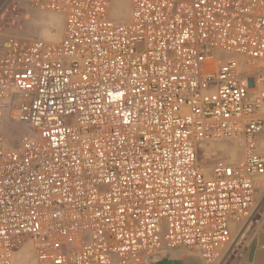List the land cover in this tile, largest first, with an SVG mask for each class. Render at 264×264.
Listing matches in <instances>:
<instances>
[{
	"label": "built area",
	"instance_id": "obj_1",
	"mask_svg": "<svg viewBox=\"0 0 264 264\" xmlns=\"http://www.w3.org/2000/svg\"><path fill=\"white\" fill-rule=\"evenodd\" d=\"M23 1L63 26L0 41V264L220 261L264 176V0Z\"/></svg>",
	"mask_w": 264,
	"mask_h": 264
},
{
	"label": "rangeland",
	"instance_id": "obj_2",
	"mask_svg": "<svg viewBox=\"0 0 264 264\" xmlns=\"http://www.w3.org/2000/svg\"><path fill=\"white\" fill-rule=\"evenodd\" d=\"M127 9H128L127 5L124 2L121 3V5H120L121 13H118V17L119 18L126 17L125 13L127 12ZM4 16H6V17L4 18V22L2 23V27L10 30V32H12V34H14V33L17 35L18 34H24L25 37H29V39H27V40H31L33 38H42L48 42H57L60 39L61 30H62V26H63L62 19L53 13L36 11V10L34 11L33 9L29 8L23 0H12L9 7L7 8ZM23 39H25V38H23ZM7 126L9 128H11V130L5 132V135L11 141H17L19 139L20 133L23 130V129H21L22 127L20 125L16 124L15 122H9L7 124ZM227 146L228 145L223 143V144L219 145V148L225 149V148H227ZM203 150L205 153V155L203 156L205 163L206 164L212 163L213 158H215V157H211V158L208 157V155L211 152H207L208 150H206V149H203ZM204 153H203V151L201 152V154H204ZM237 153H238V157H240L241 152H237ZM201 157H202V155H201ZM262 179H261L262 181H260V185L258 187V192L256 194V205H255L253 214L257 210V206L260 203V201L262 200V197L264 195V176L262 177ZM260 205H261V203H260ZM253 214H252V216H253ZM240 231H241V228L237 232H233L234 240L240 234ZM231 244H230V246H231ZM22 263H24V264H35L31 254H28L26 261H24Z\"/></svg>",
	"mask_w": 264,
	"mask_h": 264
},
{
	"label": "crops",
	"instance_id": "obj_3",
	"mask_svg": "<svg viewBox=\"0 0 264 264\" xmlns=\"http://www.w3.org/2000/svg\"><path fill=\"white\" fill-rule=\"evenodd\" d=\"M11 1L12 0H0V41L8 36H19L21 38L29 39V37H25L24 34H12L10 30L2 27V23L6 17L4 14ZM259 185L260 182L257 185L256 194L258 192ZM237 238L238 240L235 246L222 264H264V195L262 197L261 205H259L247 225H243L241 227L240 234L237 236ZM220 261L210 264H219ZM155 264L209 263H206L203 260L197 250L181 248L174 250L163 257H160Z\"/></svg>",
	"mask_w": 264,
	"mask_h": 264
},
{
	"label": "bare ground",
	"instance_id": "obj_4",
	"mask_svg": "<svg viewBox=\"0 0 264 264\" xmlns=\"http://www.w3.org/2000/svg\"><path fill=\"white\" fill-rule=\"evenodd\" d=\"M125 3L126 5H127V7H128V2H127V0H120L119 1V3H118V9H117V11H116V16H118V13H121V10H120V5H121V3ZM126 14V13H125ZM22 129V128H21ZM9 133V132H8ZM230 148V147H229ZM203 149H206V150H208L207 152H209V149L208 148H206L205 147V145H203ZM230 149H228L227 151H229ZM206 152V153H207ZM231 154L234 156L235 155V153H232L231 152ZM210 155V154H209ZM28 254H30L29 253V251L28 250H22L21 252H18V262H16V264H24V263H22V262H24V261H26V259H27V255ZM27 263V262H26Z\"/></svg>",
	"mask_w": 264,
	"mask_h": 264
},
{
	"label": "water",
	"instance_id": "obj_5",
	"mask_svg": "<svg viewBox=\"0 0 264 264\" xmlns=\"http://www.w3.org/2000/svg\"><path fill=\"white\" fill-rule=\"evenodd\" d=\"M262 201V200H261ZM260 201V203H261ZM260 203L258 204L257 208L259 207ZM250 220V219H249ZM249 220L246 222L245 226L247 225V223L249 222ZM238 238H236L233 243L231 244V246L228 248V250L226 251L225 255L223 256V258L221 259L219 264H222L224 262V260L227 258V256L229 255L230 251L233 249V247L235 246L236 242H237Z\"/></svg>",
	"mask_w": 264,
	"mask_h": 264
}]
</instances>
